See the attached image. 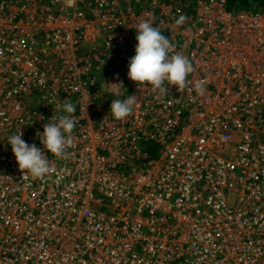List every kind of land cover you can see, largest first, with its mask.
<instances>
[{"label": "built area", "instance_id": "2783aa9c", "mask_svg": "<svg viewBox=\"0 0 264 264\" xmlns=\"http://www.w3.org/2000/svg\"><path fill=\"white\" fill-rule=\"evenodd\" d=\"M179 3L0 0V264H264V12L197 0L177 26ZM153 18L194 68L160 98L128 79ZM65 101L69 157L45 149L55 171L24 176L8 138L43 149Z\"/></svg>", "mask_w": 264, "mask_h": 264}, {"label": "clouds", "instance_id": "9594fccd", "mask_svg": "<svg viewBox=\"0 0 264 264\" xmlns=\"http://www.w3.org/2000/svg\"><path fill=\"white\" fill-rule=\"evenodd\" d=\"M188 17L180 15L175 21L177 26L183 25ZM155 19H146L135 24L137 45L135 56L129 62L128 79L141 86L148 87L156 94L157 98L168 95L167 85L175 86L182 92L189 86L187 77L193 73L194 68L191 61L178 52L170 40L162 35L160 27H154ZM105 63V62H104ZM116 79L119 81L117 75ZM111 93L120 97L123 81L118 83H106ZM206 81H200L195 85L198 94L205 92ZM140 98L129 95L124 99H113L111 102V113L116 120L123 121L133 114L135 106L139 104ZM57 110L64 114L51 118L52 122L44 125L43 134H38L43 149L35 144L29 145L22 139V129L18 134L10 136L9 145L16 158L19 169L24 176L34 179H43L52 174L55 168L48 160L45 149L57 159H67L68 149L73 146V132L76 124L74 113L76 106L71 101H65L62 105L56 104Z\"/></svg>", "mask_w": 264, "mask_h": 264}, {"label": "trees", "instance_id": "16d2710c", "mask_svg": "<svg viewBox=\"0 0 264 264\" xmlns=\"http://www.w3.org/2000/svg\"><path fill=\"white\" fill-rule=\"evenodd\" d=\"M197 0H180V8L183 15L194 16V8ZM229 8L236 11L264 12V0H227ZM253 10V11H252ZM147 150V148H146ZM148 150H151L148 148ZM150 152V151H149Z\"/></svg>", "mask_w": 264, "mask_h": 264}, {"label": "rangeland", "instance_id": "374dc122", "mask_svg": "<svg viewBox=\"0 0 264 264\" xmlns=\"http://www.w3.org/2000/svg\"><path fill=\"white\" fill-rule=\"evenodd\" d=\"M252 11H253V10H252ZM239 12H243V11H240V10H239ZM244 12H245V11H244Z\"/></svg>", "mask_w": 264, "mask_h": 264}]
</instances>
